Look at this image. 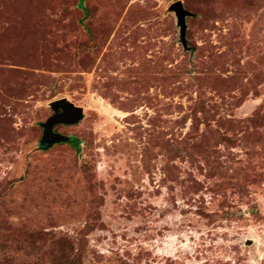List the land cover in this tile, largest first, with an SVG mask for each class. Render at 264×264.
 I'll return each mask as SVG.
<instances>
[{
    "label": "rangeland",
    "instance_id": "1",
    "mask_svg": "<svg viewBox=\"0 0 264 264\" xmlns=\"http://www.w3.org/2000/svg\"><path fill=\"white\" fill-rule=\"evenodd\" d=\"M176 1L0 0V264H264V0Z\"/></svg>",
    "mask_w": 264,
    "mask_h": 264
},
{
    "label": "water",
    "instance_id": "2",
    "mask_svg": "<svg viewBox=\"0 0 264 264\" xmlns=\"http://www.w3.org/2000/svg\"><path fill=\"white\" fill-rule=\"evenodd\" d=\"M170 12H174L177 18V25L180 28V40L185 48L188 47L187 41V22L189 16L194 15L192 12L185 9L182 1L172 3L169 8ZM50 107L56 112L55 115L50 117L46 123L42 124L44 129V143L52 145L56 142L64 140V137L53 131V127L57 124H73L78 123L84 118V109L73 104L66 98L58 99L50 103ZM59 110L62 112L59 113ZM252 241H249V244Z\"/></svg>",
    "mask_w": 264,
    "mask_h": 264
},
{
    "label": "trees",
    "instance_id": "3",
    "mask_svg": "<svg viewBox=\"0 0 264 264\" xmlns=\"http://www.w3.org/2000/svg\"><path fill=\"white\" fill-rule=\"evenodd\" d=\"M82 1V0H81Z\"/></svg>",
    "mask_w": 264,
    "mask_h": 264
}]
</instances>
